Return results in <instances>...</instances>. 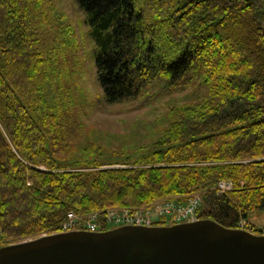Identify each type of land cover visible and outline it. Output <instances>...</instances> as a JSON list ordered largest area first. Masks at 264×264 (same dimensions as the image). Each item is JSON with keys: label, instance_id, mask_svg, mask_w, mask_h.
<instances>
[{"label": "trees", "instance_id": "trees-1", "mask_svg": "<svg viewBox=\"0 0 264 264\" xmlns=\"http://www.w3.org/2000/svg\"><path fill=\"white\" fill-rule=\"evenodd\" d=\"M73 1L105 102L196 91L133 162L67 165L49 82L50 44L68 33L48 28L51 0H0V247L59 232L70 212L178 194L199 193L198 218L225 227L264 218V0ZM219 182L231 188L219 193Z\"/></svg>", "mask_w": 264, "mask_h": 264}, {"label": "rangeland", "instance_id": "rangeland-1", "mask_svg": "<svg viewBox=\"0 0 264 264\" xmlns=\"http://www.w3.org/2000/svg\"><path fill=\"white\" fill-rule=\"evenodd\" d=\"M51 4L52 12H46V18H50L48 28L57 35L55 30L60 22L65 27L64 33H68L65 37L69 36L63 45L50 44L56 59L53 81L48 80L49 88L56 97L58 131L67 144L60 156L67 165L75 161L80 164L94 161L102 163V168L125 166L118 163L133 162L161 139L169 124L177 119L178 111L192 101L196 84L154 94L149 92L122 102H105L97 80L94 45L83 13L73 0H51ZM42 8L47 9L44 4ZM46 36L47 41L50 40L49 35ZM0 129L3 130L1 125ZM229 184L219 182L216 189L225 193L231 188ZM179 196L182 197L178 194L161 199ZM238 226L263 233L264 218L251 214L249 220L241 221Z\"/></svg>", "mask_w": 264, "mask_h": 264}, {"label": "water", "instance_id": "water-1", "mask_svg": "<svg viewBox=\"0 0 264 264\" xmlns=\"http://www.w3.org/2000/svg\"><path fill=\"white\" fill-rule=\"evenodd\" d=\"M0 264H264V234L212 219L72 230L2 246Z\"/></svg>", "mask_w": 264, "mask_h": 264}, {"label": "built area", "instance_id": "built-area-1", "mask_svg": "<svg viewBox=\"0 0 264 264\" xmlns=\"http://www.w3.org/2000/svg\"><path fill=\"white\" fill-rule=\"evenodd\" d=\"M229 187H231L230 184ZM200 205L201 195L195 193L189 196L158 199L135 208H107L83 216L70 212L67 213L60 228L61 230L82 228L96 231L107 226L117 225L151 226L190 222L197 219Z\"/></svg>", "mask_w": 264, "mask_h": 264}, {"label": "bare ground", "instance_id": "bare-ground-1", "mask_svg": "<svg viewBox=\"0 0 264 264\" xmlns=\"http://www.w3.org/2000/svg\"><path fill=\"white\" fill-rule=\"evenodd\" d=\"M63 231H66V230H63Z\"/></svg>", "mask_w": 264, "mask_h": 264}]
</instances>
